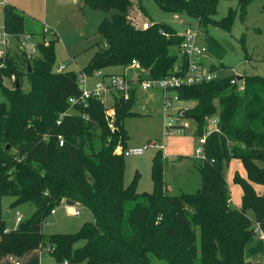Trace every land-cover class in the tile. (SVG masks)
<instances>
[{
    "label": "trees",
    "instance_id": "obj_1",
    "mask_svg": "<svg viewBox=\"0 0 264 264\" xmlns=\"http://www.w3.org/2000/svg\"><path fill=\"white\" fill-rule=\"evenodd\" d=\"M81 1L93 9L113 11L110 19L99 23L100 42L81 72L126 68L135 59L142 77L169 74L181 41L173 27L152 21L146 29L138 26L134 0ZM154 1L165 12L194 18L200 28H230L231 7L227 16L215 18L219 0ZM254 1L237 0L241 20ZM136 4L142 8L141 0ZM23 24L24 15L5 5L4 31L18 37ZM205 32L208 52L219 54L222 43ZM56 41V34L48 40L43 35L35 54L17 50L0 54L4 63L0 69V256L20 257L46 247L57 261L72 264H253L250 258L264 253L259 238L249 246L255 226L264 232V76L244 75L242 91L238 84H230L235 76L176 88L178 100L194 102L182 118L194 125L195 136L205 135L207 119H218L219 132L206 136L204 158L198 162L199 187L195 193L171 194L164 180L167 162L159 150L152 160L153 191L138 192L134 182L124 185L122 153L127 139L123 118L130 113L135 92L111 105L113 129L108 108L98 99L70 106L68 99L80 94L78 73L55 70ZM220 65L224 67L223 62ZM11 75L15 79L9 87L4 77ZM231 158L240 159L247 173L246 178L233 176L242 190L240 207L230 205L223 173V163ZM254 184L262 185L263 191L257 192ZM3 196L14 197L11 207L33 204L34 214L7 230ZM64 200L87 207L94 221L83 223L74 233L45 238V217Z\"/></svg>",
    "mask_w": 264,
    "mask_h": 264
},
{
    "label": "rangeland",
    "instance_id": "obj_2",
    "mask_svg": "<svg viewBox=\"0 0 264 264\" xmlns=\"http://www.w3.org/2000/svg\"><path fill=\"white\" fill-rule=\"evenodd\" d=\"M7 6H11L24 15L22 33L32 35L33 41L41 40L42 36L48 40L53 34L57 35L54 45L55 64L54 68L65 65L64 71L80 70L88 63L90 57L97 50L96 44L101 36L97 33L99 23L107 18L110 19L113 11L104 12L93 9L81 0H6ZM134 0L136 9V22L142 27L143 23H164L173 27L181 34L188 26L197 24L196 20L188 15L173 14L159 8L154 0H141V7ZM233 9L229 30L221 27L210 26L202 28L203 36L207 31L223 45L222 51L217 55L209 52L211 62L221 69L222 76H244L257 74L264 76V0L252 2L246 12V17L241 20L237 0H219L215 18L217 20L227 16L229 8ZM4 6L0 4V35L3 28ZM133 15V13H131ZM12 39V38H10ZM5 49L0 40V54L15 51L14 41ZM7 50V51H6ZM221 60V61H220ZM223 62L224 67L220 64ZM110 72L122 73L124 67L105 68ZM127 77L134 79L138 71L128 69ZM27 88L24 82V89ZM171 99V105L165 109L163 104V91L151 89L141 91L137 89L129 107V112L123 118V128L127 133L125 148H143L141 154L124 155V178L125 186L134 182L138 192H152L153 181L151 167L154 155L160 150L166 159L164 180L171 194L195 193L200 184V174L197 166L200 158L196 154L199 147L198 136L194 135V125L180 118L177 125L185 127L166 128L168 121H175L183 110L194 106L192 101H180L173 99L172 92H166ZM115 92L108 93L105 99L106 107L111 106ZM210 120L205 123V131L212 130ZM181 156V157H180ZM223 173L227 180L230 205L240 207L242 203V190L233 176L238 173L246 178L247 173L242 161L231 158L223 163ZM256 191L262 190V185H253ZM14 197L3 196L1 208L3 219L8 227L16 226L15 218L20 216L23 221L29 220L35 212L33 204L25 202L11 207ZM74 207L79 210V215L69 213L65 202L54 207L55 214L48 213L45 217L42 231L45 238L55 233H74L83 223L93 222V213L85 206L75 203ZM8 211V215L5 214ZM252 217L251 212H247ZM15 227V228H16ZM264 234V232H263ZM258 241V235H254L253 242ZM264 244V240H263ZM77 245H80L78 243ZM253 264H264V253H259L250 258Z\"/></svg>",
    "mask_w": 264,
    "mask_h": 264
},
{
    "label": "built area",
    "instance_id": "obj_3",
    "mask_svg": "<svg viewBox=\"0 0 264 264\" xmlns=\"http://www.w3.org/2000/svg\"><path fill=\"white\" fill-rule=\"evenodd\" d=\"M0 4L5 6L7 1L0 0ZM149 25L150 24L148 22H145L143 23L142 28L146 29ZM180 36L181 41L176 47L178 59L176 62H174L169 74L166 76L154 79L142 77L138 72L134 79L128 78L126 73L128 69L136 71L140 69L138 62L135 59L131 61V63L125 68L126 71L122 73H114L106 71L105 69L94 70L92 74H86L85 72L80 71L77 75L80 94L77 97H70L68 99L70 106L84 103L89 98H95L106 107L105 99L108 93L115 92L118 94L117 97H113L114 102L116 98H122L123 100L129 99L131 93L136 92L137 89L141 91L158 89L163 91V104L166 109L172 104V97L168 96L166 92H172L174 95L173 99H178L177 94L174 91L176 88L209 82L223 77L220 75L221 69L211 62L206 43L202 40L204 37L203 32L198 23L194 26H188L184 32L180 34ZM10 38H12L14 41L15 50L19 52H25L29 55L35 54L37 52L38 41H33L31 34L23 33L16 37L4 31V33L0 35V40L5 49L7 47L9 48L11 43H13L12 39ZM3 67L4 63L1 62L0 69ZM64 69L65 65H60L59 67L55 68L57 72L64 71ZM14 79V75H11L10 78L4 77V84L10 87ZM230 84H238L237 87L239 91L244 89V83L241 80H238L236 77H233L230 80ZM110 107L111 106L106 107L108 108L106 116L110 117L109 126L111 129H113V110ZM69 112L70 110L62 112L56 120V123L59 124L62 120V117ZM209 120L213 126L212 130L207 131L204 136L199 137L198 139L199 147L196 149V154L200 159L204 158L203 145L206 136L211 132H219L218 119L214 117ZM177 124L178 123L175 121L169 120L167 126L173 127ZM57 139L59 146H62L64 143L63 137L59 135ZM116 151H120V148L117 147ZM122 153L125 156L131 154H141L143 153V148L139 147L126 149L123 150ZM74 204H66L68 211L72 215H79V210L74 207ZM54 212L55 210L52 209L50 213L54 214ZM21 221V217L16 216L15 222L18 224ZM254 231L258 235L259 239L264 240V234L257 226H255ZM15 264H19L18 260L15 261Z\"/></svg>",
    "mask_w": 264,
    "mask_h": 264
},
{
    "label": "crops",
    "instance_id": "obj_4",
    "mask_svg": "<svg viewBox=\"0 0 264 264\" xmlns=\"http://www.w3.org/2000/svg\"><path fill=\"white\" fill-rule=\"evenodd\" d=\"M202 40L206 43L205 36L202 38ZM106 71H108V70H106ZM262 191H263V186H262V190L259 191V193H261ZM63 202H65V200ZM55 213H56V211L54 212V214ZM16 225H18V224L16 223ZM15 227L16 226L8 227L6 225V228L8 230L13 229ZM17 260H18L19 264H72V263H69L67 261H63V262L57 261L51 254H49L47 252L46 247L28 250L20 257H13L10 255L0 256V264H15V261H17Z\"/></svg>",
    "mask_w": 264,
    "mask_h": 264
},
{
    "label": "water",
    "instance_id": "obj_5",
    "mask_svg": "<svg viewBox=\"0 0 264 264\" xmlns=\"http://www.w3.org/2000/svg\"><path fill=\"white\" fill-rule=\"evenodd\" d=\"M27 71H30V64H29V62H27ZM242 77H243V76H236V78H237L238 80H241ZM184 114H185V110H183V111L180 113L179 118H177V119L175 120V122L178 123V122H179V119L182 118V116H183ZM65 203L68 204V205H73V204H74V201H72V200H65ZM5 214L8 215V212L5 211Z\"/></svg>",
    "mask_w": 264,
    "mask_h": 264
}]
</instances>
